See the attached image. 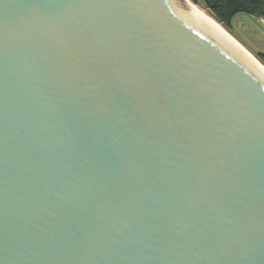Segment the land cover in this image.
I'll list each match as a JSON object with an SVG mask.
<instances>
[{"label":"water","instance_id":"water-1","mask_svg":"<svg viewBox=\"0 0 264 264\" xmlns=\"http://www.w3.org/2000/svg\"><path fill=\"white\" fill-rule=\"evenodd\" d=\"M0 264H264V70L187 0H0Z\"/></svg>","mask_w":264,"mask_h":264},{"label":"trees","instance_id":"trees-1","mask_svg":"<svg viewBox=\"0 0 264 264\" xmlns=\"http://www.w3.org/2000/svg\"><path fill=\"white\" fill-rule=\"evenodd\" d=\"M201 5L224 27L232 30L234 18L239 13H248L264 18V0H192ZM202 8V9H203ZM258 59L264 64V52L257 53Z\"/></svg>","mask_w":264,"mask_h":264},{"label":"rangeland","instance_id":"rangeland-1","mask_svg":"<svg viewBox=\"0 0 264 264\" xmlns=\"http://www.w3.org/2000/svg\"><path fill=\"white\" fill-rule=\"evenodd\" d=\"M189 1L195 4L192 0ZM197 6L203 8L201 5L197 4ZM203 10L210 14L207 9L203 8ZM228 32L232 34L247 49V51H249L250 54L264 66L257 57L258 52H264V22L248 13H239L234 18L232 30H228Z\"/></svg>","mask_w":264,"mask_h":264},{"label":"bare ground","instance_id":"bare-ground-1","mask_svg":"<svg viewBox=\"0 0 264 264\" xmlns=\"http://www.w3.org/2000/svg\"><path fill=\"white\" fill-rule=\"evenodd\" d=\"M192 6H194L197 10L203 12L207 16H209L226 34L245 52L248 54L250 58H252L258 65L264 70V66L255 58L253 57L249 51L232 35L228 32V30L221 24L219 23L214 17H212L210 14H208L205 10L202 8L198 7L197 5L191 3L189 0H187Z\"/></svg>","mask_w":264,"mask_h":264},{"label":"built area","instance_id":"built-area-1","mask_svg":"<svg viewBox=\"0 0 264 264\" xmlns=\"http://www.w3.org/2000/svg\"><path fill=\"white\" fill-rule=\"evenodd\" d=\"M259 20H261L262 22H264V18H258Z\"/></svg>","mask_w":264,"mask_h":264},{"label":"crops","instance_id":"crops-1","mask_svg":"<svg viewBox=\"0 0 264 264\" xmlns=\"http://www.w3.org/2000/svg\"><path fill=\"white\" fill-rule=\"evenodd\" d=\"M258 18V17H257ZM259 20V19H258Z\"/></svg>","mask_w":264,"mask_h":264}]
</instances>
